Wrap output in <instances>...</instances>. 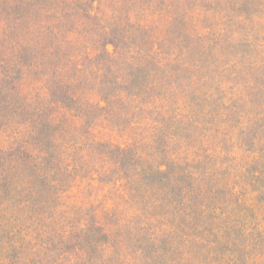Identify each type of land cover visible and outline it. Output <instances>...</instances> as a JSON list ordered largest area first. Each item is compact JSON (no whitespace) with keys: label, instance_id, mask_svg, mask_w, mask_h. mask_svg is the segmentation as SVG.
Instances as JSON below:
<instances>
[{"label":"rangeland","instance_id":"obj_1","mask_svg":"<svg viewBox=\"0 0 264 264\" xmlns=\"http://www.w3.org/2000/svg\"><path fill=\"white\" fill-rule=\"evenodd\" d=\"M25 1L32 4L35 0ZM64 1V13L75 11L74 0ZM100 1L96 0L89 10L98 17L97 22L87 24L93 30L86 33L82 23L75 20L72 21L76 24L75 32L82 30L92 43L104 36L116 38L117 50L113 45L107 49L122 60L131 54L137 57L141 51L138 48L146 50L157 42L158 48L150 49L152 55L136 73L141 77L146 73L154 84L169 81L157 89L159 92L155 86L153 90L143 87V93L139 94L145 95L139 96L140 105H132V112L126 117L129 123L117 127L116 132L107 129L110 125L105 123L108 118L105 115L92 123L95 125L92 129L104 142H113L115 138L136 144L139 166L120 181V172L116 174L117 169L106 166L115 159L114 152L108 154L107 146L97 143L93 153L81 149L87 154L84 161L88 168L98 166L95 169L98 175L79 176L71 186V191L83 195L84 203L71 206L56 200L62 194L57 183L41 191L48 212L57 215L71 241L79 224L68 221L72 216L82 219L79 206L97 211V226L104 230L100 233L108 234L111 240L123 238L131 229L137 249L115 247L118 264H264V0H102V5ZM17 3L18 0H0V28L8 26L3 19L18 21ZM40 5L45 11L47 4L40 2ZM30 13L33 19L38 17L36 10ZM79 13L80 9L74 19ZM72 22L64 14L40 28L20 25L16 38L20 39L22 34L27 38L26 51L24 46L3 41L0 30V58L14 66L9 68V79L29 86L35 78L30 81L28 78L37 71L51 76L49 70H55L57 60L39 52L45 44L47 26L61 32ZM168 33H175V37H167ZM6 37L14 40L9 34ZM30 51L35 53L32 62L25 68L19 67L23 53ZM32 63L35 65L31 66ZM54 70L63 82L72 79ZM5 74L0 64V79ZM41 81L46 83L47 77ZM134 95L138 99L137 92ZM158 96H164L167 104L164 100L156 105ZM3 110L0 108V135L3 139L9 137L10 142L17 132L21 147L32 154L33 141L43 144L55 138L60 128L65 130L66 142L64 147L59 144V148L65 154L68 150L73 152L72 135L89 128L80 120L82 128L77 130L71 126L74 123L67 109L61 107L54 112V108L52 114L61 118L57 131L35 138V125L32 121L25 122L28 111L17 117L16 113L7 114ZM23 120L25 123L19 125ZM108 120L114 127L122 118ZM79 144L84 145L85 141L82 139ZM159 163L166 164L161 174L156 173ZM20 170L23 171L22 166ZM138 184H141L139 192L134 193ZM73 206H77L76 210ZM71 208L75 210L73 213ZM26 213L28 218L31 212ZM30 221L34 222L33 216L27 220L28 225ZM100 233L96 231L91 236L93 246L103 239ZM4 237L0 234V241ZM36 238L33 245L38 247L40 242ZM8 247L16 250L13 243ZM44 249L39 260L47 264L76 260L78 255L64 253L68 257L62 259L61 255L54 256ZM113 252H106V258ZM27 256V252H20L15 264L24 263ZM103 260L92 264H102Z\"/></svg>","mask_w":264,"mask_h":264},{"label":"trees","instance_id":"obj_2","mask_svg":"<svg viewBox=\"0 0 264 264\" xmlns=\"http://www.w3.org/2000/svg\"><path fill=\"white\" fill-rule=\"evenodd\" d=\"M95 1L74 0L72 5L76 8H74L75 11H65L64 13L63 3L66 4L64 0L61 2L58 0H35L32 4L25 0H18L15 5L18 8V21L14 22L2 18L3 22L9 23H7V27L0 28L2 34H4L2 40L7 41L10 45L24 46L26 51L29 48V44L26 43L27 38L23 34L20 39L16 38L19 34L17 27L32 24L40 28L45 26L46 23L62 18L64 14L71 19V22L80 21L84 27L83 30L89 33L93 29L87 24L92 25L91 22H97L98 20V17L92 16L89 11L94 7ZM40 2L47 4L45 11H42V5L39 6ZM154 3H159V1ZM79 9V16L74 19L73 15L79 12ZM33 10H36L35 16H38L34 19L30 17V11L32 12ZM127 10L130 12V9ZM126 11H124L125 14L128 13ZM51 26H47L49 30L44 35L45 44L43 50L39 52L55 58L57 66L55 70L52 69L59 75L67 74V76H71L72 79L69 77L70 83L63 82V79L56 77L53 70H49V73H52L51 76H46L41 71L36 70L38 78L35 72L33 76L28 78V81L35 78L29 86L15 83L14 79H9L11 75L9 68L14 66L9 61L0 58L2 69L6 72V77L3 75L0 79V108L4 109L3 112L7 114L14 115L16 113L17 117H22L25 111H28L29 117L26 118L25 122L32 121L35 125V138L38 135H48L57 131L61 118L57 114H52L54 108V112L61 107L67 109L68 117L70 115L71 122L75 125L71 126L76 127L77 130L82 128L81 121L87 124L89 128L80 131L77 135L74 131L72 132L75 134L71 138L73 152L68 150L67 154L59 148V144L64 147L63 145L66 142L64 137L65 130L61 128L55 138H49L43 144L38 140L33 141L32 145L35 148L33 154L21 147L17 140L19 139L17 138V132L12 133L13 136L10 134L12 136L10 137V142L7 141L9 137L3 139L2 134L0 135V234L5 235L0 241V264H15L20 259V252H27L28 254L27 259L23 260L24 263L21 264H47L39 260L45 247L49 254L54 256L56 254L61 255L62 259L68 257L64 253L67 255L72 252L78 253L76 260L66 262L65 259H61V264H92L99 259H104L102 264H118L120 261L118 262L117 256H115L116 248H127L131 251H136L137 249V245L134 243L135 240L132 239L131 229L127 231L126 235L124 234L123 238L111 240L108 234L100 233V231L104 230L102 226H97V211L88 210L89 206L85 209L79 206L78 212L81 213L82 219L72 216V220L69 219L70 221H68L69 223L73 222L72 225L79 224V229L73 232L74 241H71L68 230L61 225L57 215H54L52 211L48 212L47 205L43 203L44 194L41 191L42 189L45 191L50 187H54L58 183L62 194L57 195L56 200H61L63 201L62 204H70L71 206L72 204L79 205L83 195L78 191L73 192L70 190L73 182L82 175L89 178L98 175L95 172L98 166L91 167V171L84 161L87 158V154L81 152V149L93 153L97 149V143L107 146L108 154L111 152L115 153L113 162H107L106 166L108 169H117L118 172L116 174L120 172L118 177H120V181H123L140 164V160H138V157L136 158L138 146L131 142H119L115 138L113 142H104L98 138L92 129L95 126L92 123L100 115H105L114 120H118V117L120 120L121 117V123L120 121L116 122L114 127H112L108 118L105 119V123L110 125L107 129L112 130V133L116 132L117 127L122 128L123 124L129 123L130 120H126V117L132 112V105H138L140 103L139 96L143 98L145 95V93L143 95L139 93H143L144 89L147 88L148 90H153V86H155V90L160 89L165 86L164 84L168 85L169 79L160 80V83L154 84L149 81L152 78H148L146 73L144 77L136 73V70L142 68V62L148 61V58L152 55L150 49L155 50V48H158L157 42L151 43V46L146 50L138 48L141 51L139 50L140 53L137 52V57L135 54H131L129 58L122 60L120 56L113 55V51L107 49L108 45H113L117 50L118 43H116V38L104 39L106 38L104 36L92 43L82 30L75 32L74 27L76 24L74 22L69 28L61 30V32L60 30L56 32L55 29L50 30ZM25 33L29 40L28 32L25 31ZM7 34L14 37V40L8 39L6 37ZM166 36L172 38L175 37V33H168ZM250 42L248 41V44ZM93 45H95L94 51L91 50ZM240 45H243V41H240ZM72 46H74L73 51L71 50ZM33 56H35L33 51L24 52L23 60L20 61L19 67L24 65L25 68L29 65L34 59ZM135 61H138L139 65ZM60 63L62 66H59ZM32 65L35 64L32 63ZM133 65L137 66L133 67ZM19 69H17V72L21 71ZM46 77V83L42 82L41 78L46 80ZM164 77V75L161 76V79ZM25 81L27 82V78ZM196 82L200 85L198 79ZM141 83L142 85H139ZM143 87L145 88L143 89ZM134 91L137 92L138 99L137 95H134ZM164 100L166 105L167 99L164 96H158L156 105H159ZM1 112L0 119L2 118ZM25 122L23 120L19 125ZM90 126H92L91 129ZM59 137L60 139H58ZM82 139L85 141L84 145L79 144ZM7 142L8 144H6ZM133 157L136 160H132ZM134 163V167H131ZM165 165L163 163L157 166L156 173L161 174ZM21 166L23 171L20 170ZM137 179H139V176H137ZM156 185L158 186V184ZM62 186L65 187L62 188ZM140 187L141 184L136 185L133 192L138 193ZM82 203L84 202L81 201ZM76 207L73 206L75 210ZM73 208H71L72 213L75 211ZM26 211L31 212L28 218H26L28 215ZM32 216L34 222L30 221L28 225L27 220ZM35 218H37V223H35ZM36 224L39 225L36 226ZM42 229H44L43 232ZM96 231L102 234L101 237L103 239L97 246H93L91 236ZM36 236V241L40 242L38 247L33 245V239ZM11 242L16 245L17 251L15 248L8 247V245L12 244ZM108 247L110 252H114L106 258L105 253L109 252L107 250ZM88 250L90 251L88 252ZM52 261L55 262V260ZM55 264L60 263L55 262Z\"/></svg>","mask_w":264,"mask_h":264}]
</instances>
